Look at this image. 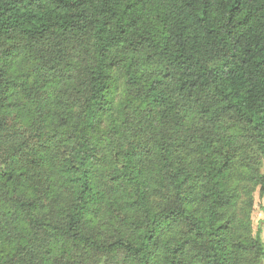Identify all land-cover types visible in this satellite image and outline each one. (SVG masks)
Segmentation results:
<instances>
[{"label": "trees", "instance_id": "obj_1", "mask_svg": "<svg viewBox=\"0 0 264 264\" xmlns=\"http://www.w3.org/2000/svg\"><path fill=\"white\" fill-rule=\"evenodd\" d=\"M256 189L264 0H0V264H264Z\"/></svg>", "mask_w": 264, "mask_h": 264}, {"label": "rangeland", "instance_id": "obj_2", "mask_svg": "<svg viewBox=\"0 0 264 264\" xmlns=\"http://www.w3.org/2000/svg\"><path fill=\"white\" fill-rule=\"evenodd\" d=\"M120 99H121V78H118L116 80V89L113 93V105H114V107L117 106ZM253 197H254V204H253L252 213H251V220H252L253 230H255L258 220L263 216L261 211H260V206L264 205V197L262 199L259 198L257 189L255 190ZM260 227L262 230L261 236H262V239L264 241V223H262L260 225ZM261 264H263V263H261Z\"/></svg>", "mask_w": 264, "mask_h": 264}]
</instances>
